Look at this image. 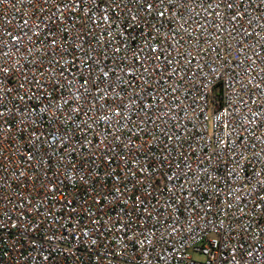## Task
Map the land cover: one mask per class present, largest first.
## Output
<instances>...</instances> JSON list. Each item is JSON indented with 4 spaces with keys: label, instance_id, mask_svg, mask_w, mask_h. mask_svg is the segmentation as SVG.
<instances>
[{
    "label": "built area",
    "instance_id": "2783aa9c",
    "mask_svg": "<svg viewBox=\"0 0 264 264\" xmlns=\"http://www.w3.org/2000/svg\"><path fill=\"white\" fill-rule=\"evenodd\" d=\"M0 264H264V0H0Z\"/></svg>",
    "mask_w": 264,
    "mask_h": 264
},
{
    "label": "rangeland",
    "instance_id": "374dc122",
    "mask_svg": "<svg viewBox=\"0 0 264 264\" xmlns=\"http://www.w3.org/2000/svg\"><path fill=\"white\" fill-rule=\"evenodd\" d=\"M194 258H195V259H200V257H199V256H197V255H195V256H194Z\"/></svg>",
    "mask_w": 264,
    "mask_h": 264
}]
</instances>
